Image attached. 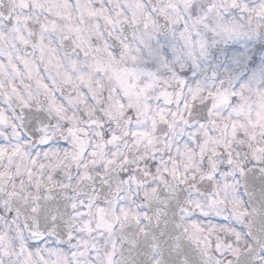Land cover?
Listing matches in <instances>:
<instances>
[{
  "label": "snow or ice",
  "instance_id": "snow-or-ice-1",
  "mask_svg": "<svg viewBox=\"0 0 264 264\" xmlns=\"http://www.w3.org/2000/svg\"><path fill=\"white\" fill-rule=\"evenodd\" d=\"M0 264H264V0H0Z\"/></svg>",
  "mask_w": 264,
  "mask_h": 264
}]
</instances>
